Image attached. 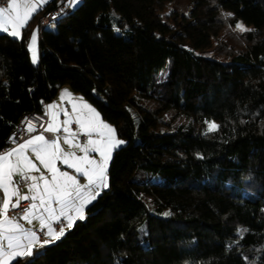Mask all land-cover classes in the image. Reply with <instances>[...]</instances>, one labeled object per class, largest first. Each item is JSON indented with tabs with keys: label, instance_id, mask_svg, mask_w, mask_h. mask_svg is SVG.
I'll use <instances>...</instances> for the list:
<instances>
[{
	"label": "trees",
	"instance_id": "16d2710c",
	"mask_svg": "<svg viewBox=\"0 0 264 264\" xmlns=\"http://www.w3.org/2000/svg\"><path fill=\"white\" fill-rule=\"evenodd\" d=\"M80 1L40 29L37 64L29 32L55 0L20 38L0 33V148L63 85L122 144L84 217L10 264H264V0H193L185 13H167L174 0ZM227 16L250 28L243 50L204 56ZM137 169L168 181H136Z\"/></svg>",
	"mask_w": 264,
	"mask_h": 264
},
{
	"label": "snow or ice",
	"instance_id": "6c2138e0",
	"mask_svg": "<svg viewBox=\"0 0 264 264\" xmlns=\"http://www.w3.org/2000/svg\"><path fill=\"white\" fill-rule=\"evenodd\" d=\"M19 7L20 5L16 3V0H11L8 7H0V31H8V25L13 19L17 21L19 27H23L26 24L27 19L31 18L27 15V13L35 10L34 6L30 7L27 0H25L23 5L25 9V17L23 18V22L20 23L22 18L18 10ZM10 11L16 12V16L10 17L8 15ZM237 27L240 26L237 25ZM9 34L13 36L19 35V33L15 30L11 31ZM36 39L37 37L34 31L31 37L33 45L36 43ZM36 59V54L34 52L32 56L33 63L36 62ZM68 123V120L64 121L65 125ZM103 127L106 128L109 133L114 131L107 125H103ZM215 127L216 126L214 124L209 125V130H214ZM80 128L84 130V134H88L90 136L91 129H86L82 122H80ZM27 131L33 132L35 129L29 126ZM45 131L57 132L60 131V129L53 127L51 122H49V126L45 129ZM64 131L69 132V129L65 127ZM69 134L71 136H75V133ZM58 140L59 137H57L56 140L49 141L45 139L43 134H40L26 140L24 143L19 144L11 151L0 154V191L4 194L2 200L4 214L6 215L7 213L12 196L17 197L16 202L11 204L12 207H18L21 200L31 199L35 201L38 199L39 204H31L30 209L25 210V215L22 219L29 221V223H31L33 219L39 220L41 225L40 230L43 231L44 229H47V234L49 235L53 232L52 223L60 222L61 218L69 217L70 212L77 211L78 208L82 206V201L85 199L83 196V188L91 187L92 190L95 191V186L104 182L106 179L105 165L108 159L106 153L96 146L98 142L92 140L91 138H89L86 145L81 146L79 144L73 145L72 140L65 137L64 143L80 148V150L84 153V155L80 157H77L75 153H64L58 143ZM29 149L35 155L36 160H38L44 169L51 175L50 180L43 172L40 171V168L37 167L36 163H34L25 154L26 150ZM90 152H99L101 157H103V161L98 162L91 158L89 155ZM14 155L16 156V160L15 162H12L9 158ZM69 157H71L75 162L70 163ZM54 160H61L63 164L67 165V167L74 169L76 174L86 177L88 184L82 188L76 178V175H70L68 172H60L59 169L55 167V164L53 163ZM25 170H34L35 172L40 173V175H28ZM57 173L59 174L57 175ZM14 175H20L21 180L19 182L13 181ZM28 181H31V183H28ZM39 181L43 182L42 190L40 188V184L38 183ZM20 182L25 183L29 192L33 193L31 197L26 194H20ZM104 186L106 187L107 185L104 184ZM10 187L12 189L11 195H9ZM96 194L98 195V193ZM92 198H94V196ZM53 202L60 205L58 213L57 210L52 207ZM40 209H43V213L48 214L47 217L39 211ZM6 223L11 230L19 231L21 235L15 238V245L11 242L9 243L8 248L11 249L10 252L5 251L3 246H0V264H4L5 260L10 262L12 259L23 255L22 249L24 248V245L20 243L21 240L28 242L38 240V236L35 231L25 232L19 224H13L11 221H6ZM3 226V224H0V227ZM69 226H71V223H69ZM62 234L63 228H61V231L57 234L56 238H59V235ZM28 255H31L30 247L28 248Z\"/></svg>",
	"mask_w": 264,
	"mask_h": 264
},
{
	"label": "crops",
	"instance_id": "0c3cea01",
	"mask_svg": "<svg viewBox=\"0 0 264 264\" xmlns=\"http://www.w3.org/2000/svg\"><path fill=\"white\" fill-rule=\"evenodd\" d=\"M52 0H27V3L30 7L35 8L34 11L28 12L27 15L32 17L38 10H40L42 7H44L46 4L50 3ZM56 3H61L65 0H55ZM74 1V0H71ZM70 1V5H71ZM78 2L80 0H77ZM11 3V0H7L6 5H0V7H8V5ZM16 3L20 5L19 7V13L21 16L20 23L23 22V18L25 17V9L23 7L25 0H16ZM72 7V6H71ZM73 8V7H72ZM16 12L10 11L8 15L10 17H15ZM31 19V18H30ZM30 19H27L26 24L29 22ZM25 24V25H26ZM38 23H33L29 32L28 41L30 39V36L33 35L34 31L36 33V37L38 38V47H39V36H40V27ZM24 25V26H25ZM23 26V27H24ZM23 27H19L17 21L15 19L12 20L11 23L8 25V31H0V33H10L11 31L15 30L19 33L18 36H13L16 38H20L23 34ZM28 46V45H27ZM29 48V47H28ZM68 104V106H67ZM46 113L49 118V122H51L53 127L59 128L60 131L52 132L54 135V138L49 140L53 141L56 140L57 137H59L58 143L60 147L63 149L64 153H75L77 157L83 156L84 153L80 150V148H77L75 146H70L69 144L64 143L65 137H68L70 140H72V144H79L81 146L86 145L89 138H91L94 141H97V147H99L102 151L106 153L108 156L107 162L110 161L111 155L113 151L122 144V140L118 138L117 134L116 136L113 134H106L105 132L108 130L103 127V125H106L108 121L105 120L100 113L97 111V109L87 100L85 99L81 94L74 92L70 87H66V85H63L57 92L54 98H52L50 101L46 104ZM68 120L69 123L67 125L64 124V121ZM80 122H82L85 125L86 129H91L90 136L88 134H84V130L80 128ZM76 124L77 127L74 128L73 124ZM109 124V122H108ZM111 124V123H110ZM49 126V123L47 124V127ZM108 126V125H107ZM46 127V128H47ZM67 127L69 129V132H65L64 128ZM116 132V131H115ZM69 133H75V136H71ZM41 133H35L25 139L26 140L36 136L40 135ZM80 135H84V139L81 140ZM46 139V138H45ZM48 140V139H47ZM20 143V144H21ZM119 144V145H118ZM118 145V146H117ZM17 147V146H16ZM6 148L3 151L0 152V154L7 153L11 151L12 149L16 148ZM25 154L34 162L36 163L37 167L40 168V171L43 172L48 179H51V175L44 169V167L40 164L38 160H36L35 155L31 152V150H26ZM89 155L91 158L95 159L98 162L103 161V157L99 154V152H90ZM12 162H15L16 156H12L9 158ZM69 162H75L71 157H69ZM53 163L55 164V167L59 169L60 172H68L70 175H76V178L79 182V184L82 186H86L88 184V180L86 177H83L79 174H76L74 172V169L67 167V165L63 164L61 160H54ZM28 175H36L39 176L40 173L35 172L34 170H25ZM59 173H57L58 175ZM21 180L20 175H14L13 181L19 182ZM31 183V181H29ZM40 188L42 190L43 188V182L39 181ZM104 184H107V180H104L102 184H98L95 186V191L92 190L91 187L83 188V196L85 199L82 201V206L78 208L77 211H72L69 213V217L61 218L64 220V226L63 233L66 232L68 229L72 227V225L79 219H82L81 217H84L85 215V209L86 207L97 197L96 193H100L103 188H105ZM11 187L9 189V195H11ZM19 191L21 195H28L31 197L33 195L32 192H29L28 187L25 185H20L19 183ZM94 196V198H92ZM4 194L2 191H0V224H3V227H0V246H3L5 251H11V249L8 248L9 243L11 242L13 245H15L16 240L15 238L20 236L21 233L19 231L11 230L6 223V221H11L13 224H19L21 225L22 229L27 231H35L37 233V229L41 228L40 221L33 219L31 223L29 221L22 219V217L25 215V211L13 216H9L4 214L3 208H2V200H3ZM17 197L12 196L11 197V203L9 205V209L13 208L11 204L16 202ZM24 201V200H21ZM20 201V202H21ZM28 208L30 209L31 204L36 203L39 204V200H31L28 199ZM19 202V203H20ZM52 207L57 210V213L59 212L60 205L56 204L55 202L52 203ZM7 210V211H8ZM36 211V210H32ZM41 213H43V209L39 210ZM45 217H47V213H43ZM70 218V219H69ZM69 223H71V226H69ZM61 231V229H60ZM60 231L55 232L53 230L52 234H47V229L43 230V236L42 239L39 237V234L37 233L38 240L28 242L21 240L20 243L24 245V248L22 249L23 255H28V248H31V252L33 249L52 243L58 238H56L57 234L60 233ZM61 235H59L60 237ZM19 256V257H22ZM14 259H12L10 262L8 260L4 261V264H10Z\"/></svg>",
	"mask_w": 264,
	"mask_h": 264
},
{
	"label": "rangeland",
	"instance_id": "374dc122",
	"mask_svg": "<svg viewBox=\"0 0 264 264\" xmlns=\"http://www.w3.org/2000/svg\"><path fill=\"white\" fill-rule=\"evenodd\" d=\"M80 2L81 1L78 2L77 0L71 1V6L74 8ZM192 2L193 0H174V2L168 5L167 13L172 12L174 9L178 10L180 13H185L187 12L188 8L191 6ZM237 25H239L240 27H237ZM37 27H38V24H37ZM45 27L53 28V25L48 24ZM249 29L250 28L244 25V23L240 21L234 22L231 20L229 16H227V20L224 23L223 28L221 29L219 34L213 38L211 47L203 51L202 54L210 58L225 59V58L230 57L233 53H240L244 47L243 33ZM31 37L32 36H30V39L27 44L29 47L28 49L30 53V59H31V62L33 63L32 56H33V53L35 52L37 59H36V62L33 64H37L40 58L38 38L36 39V43L33 45L31 42ZM169 70H170V60L167 59L165 66L155 73L154 89H155L156 94L163 89L164 81L167 78V74ZM66 87H69V86L66 85ZM105 124L108 125L109 128L114 130L112 133H107V131L105 133L111 134V135L114 134L116 136L114 126L110 123L108 124V122L107 123L105 122ZM213 124L216 126L215 123L208 121L206 124V127L209 129V125H213ZM108 164H109V161L105 165L106 167V173H105L106 179L105 180H107ZM133 178L136 181H141V182L146 181V180H152L154 182H167L168 181V177L166 175L160 172L154 173L152 171H148L144 169L135 170V172L133 173ZM144 200L145 202L149 204L148 199L144 198ZM144 231H145V226L142 225L140 228V235H142Z\"/></svg>",
	"mask_w": 264,
	"mask_h": 264
},
{
	"label": "built area",
	"instance_id": "2783aa9c",
	"mask_svg": "<svg viewBox=\"0 0 264 264\" xmlns=\"http://www.w3.org/2000/svg\"><path fill=\"white\" fill-rule=\"evenodd\" d=\"M71 0H65L61 3H57L54 7H51L45 10L43 13L40 14L38 19V24L40 29L45 27L46 25L55 22L60 17L70 13L72 11V7L70 5ZM7 0H0V5H6ZM46 104L47 102L42 101L40 105V109L33 111L31 113H26L21 115L13 129L4 139L3 147L0 148V152L6 148H12L18 146L21 142L25 139L30 137L35 133H41L44 137L48 140L54 138L52 132L45 131L47 124L49 123V118L46 113ZM68 106V104H67ZM31 126L35 129L33 132H28V127ZM73 127L76 128L77 125L74 123ZM84 135H80L81 140L84 139ZM29 183V181H28ZM20 185H25V183L20 182ZM28 201L24 200L19 203L18 207H13L7 211V215L13 216L19 213L24 212L28 208ZM64 220L61 219L60 222L52 223V228L55 232L60 231V229L64 226ZM39 234V237L42 239L43 231L40 229L36 230Z\"/></svg>",
	"mask_w": 264,
	"mask_h": 264
}]
</instances>
